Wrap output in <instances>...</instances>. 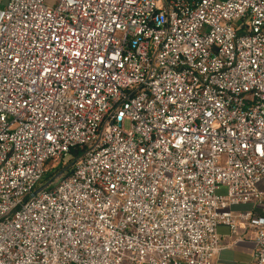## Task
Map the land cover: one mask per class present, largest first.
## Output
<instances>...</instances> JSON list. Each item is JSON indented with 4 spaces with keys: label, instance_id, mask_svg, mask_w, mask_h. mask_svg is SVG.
Returning <instances> with one entry per match:
<instances>
[{
    "label": "built area",
    "instance_id": "built-area-1",
    "mask_svg": "<svg viewBox=\"0 0 264 264\" xmlns=\"http://www.w3.org/2000/svg\"><path fill=\"white\" fill-rule=\"evenodd\" d=\"M3 1L0 264H264V0Z\"/></svg>",
    "mask_w": 264,
    "mask_h": 264
},
{
    "label": "crops",
    "instance_id": "crops-1",
    "mask_svg": "<svg viewBox=\"0 0 264 264\" xmlns=\"http://www.w3.org/2000/svg\"><path fill=\"white\" fill-rule=\"evenodd\" d=\"M8 0H4L6 4ZM219 193L225 194L221 188ZM253 204H242L232 207L234 213L253 212ZM220 251L214 258L213 264H251L255 252V234L249 225L243 226L236 235L231 234L227 226H218Z\"/></svg>",
    "mask_w": 264,
    "mask_h": 264
},
{
    "label": "trees",
    "instance_id": "trees-1",
    "mask_svg": "<svg viewBox=\"0 0 264 264\" xmlns=\"http://www.w3.org/2000/svg\"><path fill=\"white\" fill-rule=\"evenodd\" d=\"M76 158H77V156H75L74 157V159H72V161L70 162V163H72V162H74L75 160H76ZM63 169L64 168H59L58 170H56V171H54V172H52V173H48L46 176H45V178L43 179V183H46V182H48L50 179H52L56 174H58V173H60L61 171H63Z\"/></svg>",
    "mask_w": 264,
    "mask_h": 264
},
{
    "label": "rangeland",
    "instance_id": "rangeland-1",
    "mask_svg": "<svg viewBox=\"0 0 264 264\" xmlns=\"http://www.w3.org/2000/svg\"><path fill=\"white\" fill-rule=\"evenodd\" d=\"M46 4L50 5V6H53V0H46ZM125 127H126V129H128L129 128V124L126 123Z\"/></svg>",
    "mask_w": 264,
    "mask_h": 264
},
{
    "label": "water",
    "instance_id": "water-1",
    "mask_svg": "<svg viewBox=\"0 0 264 264\" xmlns=\"http://www.w3.org/2000/svg\"><path fill=\"white\" fill-rule=\"evenodd\" d=\"M39 190H40V189H39ZM39 190H38V191H39ZM38 191H37V192H38Z\"/></svg>",
    "mask_w": 264,
    "mask_h": 264
}]
</instances>
